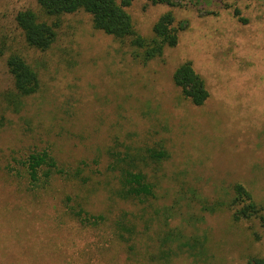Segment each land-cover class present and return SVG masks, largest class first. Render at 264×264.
I'll return each instance as SVG.
<instances>
[{
	"label": "rangeland",
	"instance_id": "rangeland-1",
	"mask_svg": "<svg viewBox=\"0 0 264 264\" xmlns=\"http://www.w3.org/2000/svg\"><path fill=\"white\" fill-rule=\"evenodd\" d=\"M173 1L132 0L127 7L143 37L167 9L179 28L174 47L143 63L128 43L94 28L83 10L58 17L48 49H30L15 11L28 7L40 19L55 18L43 15L36 0H0V36L21 50L39 79L37 92L19 112L6 111L0 127V264H247L264 257L259 215L234 221L226 208L203 209L228 200L235 183L264 207V0ZM183 61L205 82L208 98L200 106L173 82ZM11 87L0 58V93ZM110 148L146 155L138 164L153 196L113 194ZM148 148L167 156L155 161ZM42 149L66 170L87 162L85 181L54 174L30 184L21 162ZM78 208L104 218L81 223ZM169 208L180 214L169 217ZM124 212L136 225L130 250L115 228ZM190 215L197 220L188 225ZM167 226L204 236L202 256L159 259L158 235Z\"/></svg>",
	"mask_w": 264,
	"mask_h": 264
},
{
	"label": "trees",
	"instance_id": "trees-1",
	"mask_svg": "<svg viewBox=\"0 0 264 264\" xmlns=\"http://www.w3.org/2000/svg\"><path fill=\"white\" fill-rule=\"evenodd\" d=\"M153 3H162L168 6L176 5L173 0H151ZM132 0H36L41 12L47 17H54L51 22L40 19V16L31 8L24 7L15 11L13 21L20 31L24 44L34 50L45 51L55 41L58 17L62 14L83 10L91 15L93 27L113 36L121 42L128 43L134 49L135 57L143 63L160 57L167 47H174L178 42L179 28L175 24V17L171 9L161 13L152 25V34L143 37L133 26L131 16L127 11ZM239 16V9L233 10ZM242 21L245 18L240 17ZM5 53H7L5 55ZM0 58L3 60L8 72L12 87L0 93V127L6 123V111L19 112L24 104V98L37 92L39 79L36 70L27 62L19 48H12L8 44V37L0 36ZM172 79L180 88L183 97L190 100L195 106L202 105L208 98V91L203 78L195 71L190 61H183L173 70ZM148 157L159 160L167 156L166 150L148 148ZM109 161L106 165L109 174L115 177L116 188L113 194L121 199H140L153 196L154 185L150 182L142 165L146 155L134 154L129 150H108ZM22 170L32 185L48 181L54 174L72 177L85 181V161L72 171L60 167L54 156L47 149L30 152L21 162ZM93 164L98 160L94 159ZM228 209L234 221L250 219L259 215L264 220V207L259 206L252 198L250 192L241 184L232 186V194L228 200H216L203 209L215 212L219 209ZM169 217L179 213L169 208ZM180 214V213H179ZM75 215L81 223L95 224L104 218L103 215L92 214L78 208ZM190 215L185 222L192 224L197 218ZM184 222V223H185ZM185 226H167L161 229L158 235V258L168 260L177 253H186L193 259L201 257L205 251V237L184 232ZM193 227V226H192ZM118 237L128 243V250L133 246L129 240L136 233V225L127 218L124 212L115 220ZM247 264H264V257L250 258Z\"/></svg>",
	"mask_w": 264,
	"mask_h": 264
}]
</instances>
